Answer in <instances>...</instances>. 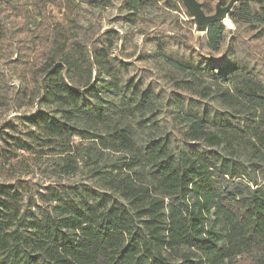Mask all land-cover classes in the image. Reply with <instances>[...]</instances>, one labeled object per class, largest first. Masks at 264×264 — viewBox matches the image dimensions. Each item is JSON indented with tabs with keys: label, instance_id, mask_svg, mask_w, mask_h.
<instances>
[{
	"label": "trees",
	"instance_id": "1",
	"mask_svg": "<svg viewBox=\"0 0 264 264\" xmlns=\"http://www.w3.org/2000/svg\"><path fill=\"white\" fill-rule=\"evenodd\" d=\"M160 1L125 0L124 19L132 22ZM200 1L203 12L213 14L215 0ZM163 3L184 10L179 0ZM53 12L67 22L55 21ZM76 12L72 0H0V113L35 104L49 109L20 118L25 130L1 127L0 165L58 147L68 159L64 173H73V138H95L68 122L93 117L105 123L94 94L110 91L122 114L137 117L139 129L158 133L139 146L129 128L111 129L107 137L115 151L128 153L129 166L147 171L149 186L124 178L107 182L130 208L89 186L34 194L24 181L0 186V264H175L163 250H184L180 264H264V185L256 176L264 174V0H236L228 13L234 30L219 70L229 87L218 96L224 109L205 101L211 91L200 74L208 66L182 37L155 35L141 49L155 47L177 74L191 78L173 81L167 93L154 83L145 86L131 76L130 63L112 56L116 32L80 25ZM224 36V25H210L206 48L218 51ZM95 71L108 81H94ZM9 75L22 86L11 85ZM159 99L169 120L152 113ZM222 146L241 147L253 160L245 165L233 152L224 156Z\"/></svg>",
	"mask_w": 264,
	"mask_h": 264
},
{
	"label": "rangeland",
	"instance_id": "2",
	"mask_svg": "<svg viewBox=\"0 0 264 264\" xmlns=\"http://www.w3.org/2000/svg\"><path fill=\"white\" fill-rule=\"evenodd\" d=\"M76 4V21L83 26L96 24L104 31H114L118 34V41L112 50V56L118 57L121 61L131 64V76L136 79L143 78L144 85L154 83L158 89H163L167 93L172 90V82L175 80H189L191 78L177 74L156 54L155 47H149L147 51L142 52V46L147 38L155 35H168L182 37L189 45V50L193 49L195 54L199 56V61L203 65L208 66V71H202L200 74L202 86L207 87L211 93L206 98V102L218 109H224L218 99L219 93L228 91V83L224 80L223 72L219 70L227 61L226 50L228 42L234 27L230 23L225 26L224 43L216 52H210L206 48V33H198L195 28L192 17L182 9L173 11L167 8L163 2L168 1L171 4L178 0H163L151 7L140 10L137 17L133 21H126L124 18L127 12L124 9L125 0H72ZM200 4L202 2L197 0ZM218 0L212 4L213 13ZM55 21L65 23L68 16L62 13L53 12ZM201 44V46L199 45ZM264 49V45H262ZM4 55L2 54V57ZM2 61L0 60V69H2ZM93 80L99 82H107L105 76L97 79V72L92 74ZM9 82L13 86H22V81L9 75ZM194 82V81H193ZM194 85L197 87L196 81ZM199 91V87H197ZM94 96H98L102 102V108L105 110L106 122L99 123L93 117L90 120L78 117L70 122L69 125L85 133L86 136H92L95 139H83L81 137L73 138L74 152L70 153L74 156V172L70 174L64 173V165L67 158L60 148L47 153L46 155H27L20 153L17 163L11 166L0 165V186H17L18 182H25L28 186V192L34 194L43 188H58L60 185L81 188L89 186L98 194H109L121 204L130 208L128 202L122 198L117 192H114L107 182L124 178L131 185L149 186L147 181V171L138 167L129 166L130 156L124 150L115 151L108 145L107 137L114 128H129L131 138L135 146L144 144L151 134L158 135L151 127L148 129H139L137 127V117L124 115L118 108L119 97L113 92H97ZM165 99H159L154 102L153 114L159 113V120H169L166 117ZM43 110L49 112V109L43 105L35 104L32 107H24L18 110L0 113V131L3 125L13 124L21 126L25 130L27 125L21 121L22 117L34 115L37 111ZM52 115L60 116L59 114ZM149 113L147 116H150ZM6 130V129H5ZM7 132H9L7 130ZM102 138V139H100ZM104 139V140H103ZM106 139V140H105ZM43 150L46 151L45 148ZM219 152L228 156L231 152L235 154V158L245 165L252 160L251 154L241 147H220ZM44 151V152H45ZM264 169V166H262ZM257 181L260 185H264L263 177L260 173H256ZM39 203V201H37ZM212 221L208 218L207 224ZM162 251V250H161ZM181 250L178 253H169L162 251L163 255L171 262L180 264Z\"/></svg>",
	"mask_w": 264,
	"mask_h": 264
},
{
	"label": "water",
	"instance_id": "3",
	"mask_svg": "<svg viewBox=\"0 0 264 264\" xmlns=\"http://www.w3.org/2000/svg\"><path fill=\"white\" fill-rule=\"evenodd\" d=\"M179 1H181L186 12L192 17L198 33H206L207 28L212 24L220 23L226 25V23H229L228 13L236 2V0H230L226 5H222L221 0H218L214 8V13L206 15L197 0Z\"/></svg>",
	"mask_w": 264,
	"mask_h": 264
},
{
	"label": "bare ground",
	"instance_id": "4",
	"mask_svg": "<svg viewBox=\"0 0 264 264\" xmlns=\"http://www.w3.org/2000/svg\"><path fill=\"white\" fill-rule=\"evenodd\" d=\"M228 25V23H226Z\"/></svg>",
	"mask_w": 264,
	"mask_h": 264
}]
</instances>
